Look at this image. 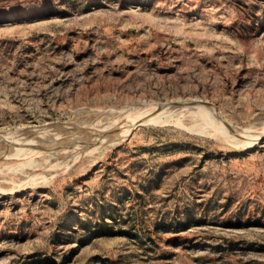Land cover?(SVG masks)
Listing matches in <instances>:
<instances>
[{
	"label": "rangeland",
	"instance_id": "rangeland-1",
	"mask_svg": "<svg viewBox=\"0 0 264 264\" xmlns=\"http://www.w3.org/2000/svg\"><path fill=\"white\" fill-rule=\"evenodd\" d=\"M0 264H264V0H0Z\"/></svg>",
	"mask_w": 264,
	"mask_h": 264
},
{
	"label": "bare ground",
	"instance_id": "bare-ground-1",
	"mask_svg": "<svg viewBox=\"0 0 264 264\" xmlns=\"http://www.w3.org/2000/svg\"><path fill=\"white\" fill-rule=\"evenodd\" d=\"M162 106L160 107V106H156L155 107V109H154V111L156 112V113H158L157 111L159 110V111H162ZM161 109V110H160ZM147 113V112H146ZM149 114V113H148ZM149 119H153V118H155V115H151V117H148ZM156 119H158V117L156 118ZM135 120H138V119H135ZM130 129V127H128L127 129H126V133L128 132V130ZM124 132V133H125ZM121 133H123V132H121ZM257 137V136H256ZM259 137V136H258ZM253 138V137H252ZM252 141L251 142H253V139H251ZM22 142L23 143H25L23 140H22ZM23 143H22V145H23ZM18 145V144H17ZM20 145H21V143H20ZM21 147V146H20Z\"/></svg>",
	"mask_w": 264,
	"mask_h": 264
}]
</instances>
